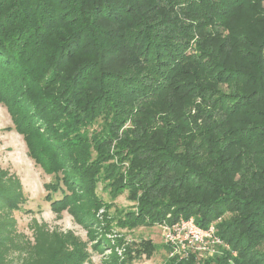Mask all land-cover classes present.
<instances>
[{"label":"trees","instance_id":"obj_1","mask_svg":"<svg viewBox=\"0 0 264 264\" xmlns=\"http://www.w3.org/2000/svg\"><path fill=\"white\" fill-rule=\"evenodd\" d=\"M255 1L231 0V8L226 9L232 10L250 2L254 4ZM184 2H187V9L203 2L220 7L219 11L226 6L225 0H0V103L6 107L15 129L23 136L29 155L54 177L56 183L49 185V191L53 193L46 196L53 209L68 207L78 214L73 202L83 198L85 208L79 212L82 221L90 224L96 221L99 200L93 190L102 164L111 156L109 149L104 148L110 146L113 139L117 140L118 130L125 120L117 113L119 108L123 112L116 101L117 92L109 86H120L124 94L130 90L128 92L132 96L144 98L145 102L159 90L196 97L210 105L220 102L217 109L234 117L242 108L252 104L264 106V61L261 53L253 51L252 58L241 65L234 59L247 58L240 45L244 33L232 31L218 44H215L214 38L209 39L210 44L202 43L200 38L193 37L195 33L180 25L183 22L175 21L176 15L170 21L159 17L160 7L172 9L173 5L175 7ZM213 18L209 13L208 24H214ZM127 33L132 35L129 43L124 40ZM189 40L194 41L195 57L203 56L208 61L210 57L211 66L217 64V72L210 75L206 71L197 75L192 71L187 73L190 76L187 84L190 85L176 83L171 87L167 83H174L170 74L174 76L177 71L182 72L178 69L181 57L188 46L193 48L188 44ZM259 46L258 49H261ZM224 47L230 56L225 53L221 59ZM152 58L154 62H151ZM119 61L127 63L120 67ZM197 64L200 67L199 62ZM200 70L204 71L201 67ZM150 72L152 75H149ZM235 76L246 79L243 86L251 83L255 87L248 92L237 90V85H230ZM133 77L140 80L136 87L130 81ZM149 80H154L150 86L146 85ZM204 81L214 85L226 84L234 90L228 94L205 85ZM130 93L126 92V95ZM230 107L235 108V112ZM249 108L246 109L248 112L264 117V109ZM100 116L103 117L100 128L92 130L89 135L85 127ZM234 123L242 125L239 120ZM215 128L211 127L204 133L203 142L213 161L209 164L194 162L196 155L195 151L189 150L194 147L190 141H180L177 147L169 145L166 137L163 146H158L150 145L145 137H124L121 140L125 144L118 147L134 143V148L141 151L163 154L168 157L164 164H171L169 171L182 172L176 179L165 182L157 179L148 183L158 190H184L186 194L198 196L203 203L204 209L201 210L194 197L175 198L180 201L174 216L189 218L196 215L195 223L206 227L214 217L210 212L215 217L226 208L229 211L251 212L235 218L236 228L241 230L235 239L228 235L229 225L223 229L216 225L217 234L236 252L235 255L231 256L229 251L204 259L190 255L172 264H264V250L256 249L264 241V190L258 185L255 193L254 189L253 192L248 191L250 194L242 187L238 189L232 180V164L243 154L237 153L233 158L223 155V150L240 143L244 148L249 146L247 149L255 156L264 151L259 149L264 139V123L233 129V134L237 136L224 144L226 133L215 137ZM190 134L191 138L195 136ZM93 152L96 153L94 158ZM115 152L121 154L117 146ZM126 158L129 156L120 155L118 160ZM152 161L153 158H150L144 165L138 166L133 175H125L126 182L121 183L123 173L119 172L120 164L104 165L106 176L112 179L113 190H133L135 179H148L150 169L154 167ZM230 161L227 167L225 162ZM131 169L133 171L132 165ZM260 170L261 176L264 175V169L257 168L256 173L259 175ZM2 175L0 171V209L21 210L24 197L19 181L10 178L12 186L5 188L1 184ZM190 175L196 176V184L192 187H189L192 181ZM79 188L83 195H77ZM56 192L60 197H54ZM145 203L147 205L144 206L149 208L150 202ZM178 219L172 217L165 221L173 223ZM6 225L7 222L0 221V264H5L3 253L12 240L5 235ZM37 235H34L36 246L41 244ZM126 248L129 260L142 256L149 258L155 251V244L150 239H141L130 242ZM79 252L81 257L85 256V252ZM41 264L46 263L43 261Z\"/></svg>","mask_w":264,"mask_h":264},{"label":"rangeland","instance_id":"obj_2","mask_svg":"<svg viewBox=\"0 0 264 264\" xmlns=\"http://www.w3.org/2000/svg\"><path fill=\"white\" fill-rule=\"evenodd\" d=\"M184 3L175 7L173 5L172 9L164 6L160 7L159 17L170 21L176 15L175 21H178V23L183 22L180 25H183L192 34L195 33L193 37L200 38L202 43L210 44L209 39L214 38L216 39L215 44H218L226 35H230L232 31H240L244 33L243 42L240 45L243 47V52L247 58L240 59L237 57L234 60L244 65L252 58L251 53L258 50L264 61V0H256L254 4L250 2V4H244V6H236L232 10L226 9L231 8V5H229L231 0H225L226 6L221 11H219L220 7L209 6V3L206 5L205 2L202 4L196 3L190 9L186 8L187 2ZM209 13L214 17V24L211 25L207 22ZM131 38V33H127L124 40L129 43ZM234 39L235 42H238L236 38ZM188 44L192 45L193 48L188 46L185 49L184 56L181 57L180 62L182 63L178 65V69L182 72L177 71L174 76L170 74V78H173L174 83L171 81H167V83H170L171 87L176 83V85L180 83L187 84L190 79L187 73L192 71L196 72L197 75L206 73V71L210 75L217 72V69H215L217 64L211 66L210 57L207 56L209 61L203 56L195 57L197 51L194 48V41L189 40ZM259 45H261V49H258ZM213 50H216V48ZM221 51L222 59L224 54L227 53L226 47L222 48ZM227 54L229 55V53ZM229 61H231L230 58ZM151 62H154L153 58ZM197 62H199L200 67L204 71L200 70ZM119 63H121V67L127 62L119 61ZM149 75H152L151 72ZM138 79L137 77L130 78L133 87L139 84L140 80ZM231 81L234 82H230V85H237V90L243 89L241 91L248 92L255 87L251 83L243 86L246 81L243 76L238 78L235 76ZM152 82L154 83V80H149L146 85L150 86ZM113 83L115 82L113 81ZM204 83L209 87H216L228 94L234 90L230 89V86L226 84L214 85L209 81H204ZM109 87L117 92L116 101L123 108V112L119 108L117 113L121 115V119L125 117V120L122 122L123 126L118 130L117 140L113 139L110 146L104 148L106 150L109 149L111 156L102 164L95 189L93 190L94 195L99 200V208L95 213L96 221L91 224L88 221L83 222V218L79 213L84 211L85 208L83 198H77L73 202V207H76L78 214L71 212L68 207L60 210L51 207V203L46 196L53 193L49 191V185L55 184L56 181L51 173L44 171L29 155L23 136L17 132L6 107L0 103V171L4 174V176H1V184L3 187L8 188L12 186V182L9 181L10 178L17 179L21 185L24 197L21 210L0 209V221L7 222L5 235L12 238L10 246L3 253L5 264H41L43 261L46 264H172L186 259L190 255H196L194 253H187L186 255L175 253L173 257L169 256L170 250H168V245L164 242L163 223L173 224L180 219L189 218L196 220V215H190L189 218L174 216V210L178 207L177 205L180 201L174 200L175 198L184 199L185 197V199H188L194 197L201 210L204 209L202 208V201L198 196L186 194L184 190L169 192V190H158L156 187L149 185L148 183L156 182L157 179L158 181L161 180V182L173 178L176 179V177L181 176L182 172L169 171L168 167L171 164H164L168 157L163 156V154L155 155L151 150L148 152L145 150L141 151L139 150L140 148H134L136 145L134 143L126 144L124 148L118 147L121 144H125L121 139L124 137H132L131 139L145 137L148 138L147 141L151 143L150 145L156 144L158 146H163L166 137L170 142L169 145L173 144L174 146H177L176 144L180 143V141L181 143L190 141V145L195 147L194 150V147L189 149L190 152L195 151L196 158L194 162L209 164L210 161H213L210 160L208 148L203 142L204 133L211 127H216L215 137L226 133L223 140L224 144L237 136L233 134V129H242L241 127L245 125L249 127L253 123H264V117L259 118V115L246 110L251 109L249 107L264 109V106L252 104L253 106L242 108L240 112H236L237 114L234 117L217 109L220 102L210 105L209 102L204 103L196 97L184 96L173 91L172 94L169 91L162 90L156 92L148 102H145L144 98L132 96V93L128 92L130 90H126L127 93H130L126 95V92L124 94L120 86ZM139 98L141 99L139 100ZM230 109L235 112V108L230 107ZM244 111H247V113ZM102 119L103 117L100 116L90 126L85 127L89 135L92 130L100 128ZM237 120L242 125L235 124L234 121ZM83 130L84 127L81 131ZM190 133L195 136L191 138ZM263 142L264 139L260 143L259 149L261 150L264 149ZM116 146L121 151V154L115 152ZM248 147L245 146L244 148L240 143L233 148H229V150H223V155L233 158L237 153L243 154L241 158L234 159L232 180L237 184L236 187L238 189L242 187L246 193L250 194L248 191L253 192V189V193H255L256 185H258L259 189L264 190V175L261 176V170L259 175L256 173L257 168L264 169V151H259V154L255 156L251 153V150L247 149ZM95 155L96 153L93 152L92 158ZM120 155H126L129 158L119 162L118 157ZM150 158H153L154 167L150 169L148 179L144 181L140 178L139 180L135 179L134 183L136 186L133 190L130 188H121L117 192L113 190L112 179L106 176L104 165L120 164L119 172L123 173L119 182L121 183L126 182L125 175H133L137 167H140ZM225 163L228 167L231 161ZM131 165L133 166V171ZM141 170L144 171L145 169ZM195 177L190 175L192 181L189 187L196 184ZM78 193L83 195L81 188L78 189L77 195ZM57 194L58 192L53 194L55 198L60 197ZM205 198L208 199L210 197L205 196ZM145 202H150L148 204L149 208L144 206L147 205ZM245 213L251 212L229 211L226 208L216 217L213 212H210V215L214 216L211 224L214 225L216 233V225L219 229L229 225L227 228L228 235L235 239L241 230L236 228L234 220ZM172 217L179 219L173 223L165 221L166 219H172ZM35 233L39 234L37 236L41 241L38 246H36ZM141 239H150L155 244L154 253L149 258L142 256L133 260L127 259L125 254L126 246L132 241ZM221 239L224 241L223 238ZM225 243L228 244L227 242ZM228 247H223L220 254L229 251L231 256L235 255L236 252ZM259 248L264 250V241L257 245L256 249ZM79 251L81 253L85 252V256L81 257ZM0 252L2 253L1 249ZM195 258L204 259L198 256H195ZM229 260H231V257Z\"/></svg>","mask_w":264,"mask_h":264},{"label":"built area","instance_id":"obj_3","mask_svg":"<svg viewBox=\"0 0 264 264\" xmlns=\"http://www.w3.org/2000/svg\"><path fill=\"white\" fill-rule=\"evenodd\" d=\"M163 226L164 242L168 245L171 257L175 253L183 255L194 253L195 256L205 258L220 254L223 247H228V244L217 235L216 229L211 223L203 228L197 225L192 218H189L180 219L173 224L163 223Z\"/></svg>","mask_w":264,"mask_h":264}]
</instances>
